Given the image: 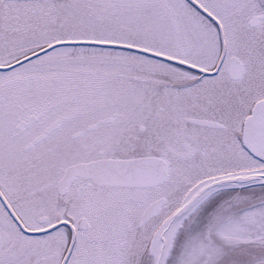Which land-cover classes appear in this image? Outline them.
Wrapping results in <instances>:
<instances>
[{
	"label": "snow or ice",
	"instance_id": "snow-or-ice-1",
	"mask_svg": "<svg viewBox=\"0 0 264 264\" xmlns=\"http://www.w3.org/2000/svg\"><path fill=\"white\" fill-rule=\"evenodd\" d=\"M0 264H264V0H0Z\"/></svg>",
	"mask_w": 264,
	"mask_h": 264
}]
</instances>
